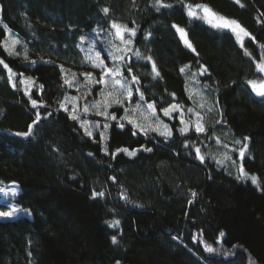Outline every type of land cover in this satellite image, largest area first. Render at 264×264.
<instances>
[{
  "label": "trees",
  "instance_id": "obj_1",
  "mask_svg": "<svg viewBox=\"0 0 264 264\" xmlns=\"http://www.w3.org/2000/svg\"><path fill=\"white\" fill-rule=\"evenodd\" d=\"M189 5L251 35L241 47ZM113 23L135 30L119 63L132 102L154 103L171 135L115 119L106 152L80 127L105 119L61 104L74 93L65 80L90 72L85 40L111 46ZM97 52L112 65L110 50ZM0 60V209L16 184L33 216L0 219V264H264V97L249 84L264 83V0H0ZM174 103L184 123L163 115Z\"/></svg>",
  "mask_w": 264,
  "mask_h": 264
},
{
  "label": "rangeland",
  "instance_id": "obj_2",
  "mask_svg": "<svg viewBox=\"0 0 264 264\" xmlns=\"http://www.w3.org/2000/svg\"><path fill=\"white\" fill-rule=\"evenodd\" d=\"M193 11L196 13V15L191 16L193 19L197 18L196 16L205 17L203 15L204 12L202 9L196 8ZM218 17L219 16L217 15L216 17H213L212 20L216 23L223 24L224 21L218 20L217 19ZM210 25H213V24L210 23ZM233 27H235V25H233ZM215 28H217V27H215ZM220 28L227 30V31H231L229 28H223V27H220ZM121 30L123 31L122 28H121ZM237 32H239V29H237ZM232 33L234 35H236L239 43L241 40L244 41L245 39L248 38V36H245L243 33H240L239 37L237 36L236 33H234V32H232ZM123 36H124V40H128V39L132 38L131 33L127 32V31L123 32ZM179 36L182 39L185 46H187L184 39L181 37L180 33H179ZM109 37L111 38L109 43H111V41H113L111 46H107L106 44L104 45L103 42L97 43V41H95L93 39L92 40L91 39L85 40V42H87L86 43L87 45H85L84 50H85V52H87L89 59H90L91 69H90L89 73L92 74V77H96L95 75H97L99 77V79L101 78V69L93 66L94 62H98L97 58H96V52H97L98 46H102V47L104 46L106 51H108V50L111 51L109 56H110L111 62L113 61V63L111 66H108L109 68H114L116 66L120 67V65H119L120 60L114 61L112 59L113 55L123 54L124 57H126L128 55L129 51H127V48L129 46V44H124L122 42L120 36L117 35V30L115 28H113V32L111 33V35ZM187 40L189 41L188 37H187ZM189 48H191L192 50L194 49L193 47H189ZM261 64H264V61H262ZM96 71H98V73ZM262 73L264 74V72H262ZM92 77H85L83 80L80 81V80L76 79L74 75L70 76L68 81L71 82L72 86L70 87L69 84H67V85L69 86V88H71L73 90L74 93L69 95V97L65 100L64 105L67 108L74 109L75 111H77L80 114H88L91 116L94 115V116H99L102 119H105L104 123H102V124L99 123V125H100L99 128L95 127V124L97 123L95 121H91L89 119H83L82 121H88V123L85 125V127L88 128V130L92 132V136H89V135L88 136L90 138L94 139L98 135V137L101 139L103 148L106 152H108L107 144L109 141V137H108L109 127L105 128L104 125L105 124L108 125L109 121L115 120V119H110V117L113 114L115 115L116 119H118V120L122 119V117L125 116V109H128V114H127L128 119L127 120L130 119L131 121L134 122V125L138 126L139 129H143V133H145V134L153 133V134L160 135L163 137L169 136V135H161V132L167 133L170 129L165 128L164 124L160 123V120L158 119L157 114H155V116L152 114V110L147 107L148 103L145 104L142 100H135V102L134 101L132 102L131 98L130 99L127 98V94L123 91V88H121L120 85H116L115 87L113 86V81H112V78L110 76L105 77V81L107 84V91L112 92L113 96H115L119 99H122L124 102H123V105L113 103L111 105V107H108L107 108V112H108L107 117H105L103 115H98L97 110L95 108H93L94 101H100L101 102L102 107L100 108V111H103L104 110V108H103L104 100L107 99L109 102H111L112 97H108L106 95L102 97L100 95V91H101V89L105 88V85L95 84L92 81ZM115 78L120 79V80H122V82L124 84H127V83H125L123 75L122 76L117 75ZM95 79L99 80L98 78H95ZM23 81H24V85L26 86L25 90L27 92H29V90L32 88V81H30L29 79H27V80L23 79ZM263 85H264V83H263ZM258 87H260V85ZM72 97H76L77 99L75 101H73L71 99ZM85 105L88 106V109H89L88 112L84 111ZM137 105H139L138 108L136 107ZM117 110H119L120 113ZM118 114H119V116H117ZM80 127H81V123H80ZM85 127H81L82 129H84V132H85ZM157 127H159V130H156ZM101 133H104L103 137L101 136ZM12 185L13 186H10L8 188L3 189L2 202H4L6 204V206H8V209H6V210L0 209V212H11L13 209H15L16 211L13 212L12 216H0V219L12 220V219H19L22 217L33 218L31 212L28 209L24 208L23 206L21 207L16 202V199L19 196V195L17 196V192L19 194L20 190H18V186L16 184H12ZM13 192L15 194H13Z\"/></svg>",
  "mask_w": 264,
  "mask_h": 264
},
{
  "label": "snow or ice",
  "instance_id": "obj_3",
  "mask_svg": "<svg viewBox=\"0 0 264 264\" xmlns=\"http://www.w3.org/2000/svg\"><path fill=\"white\" fill-rule=\"evenodd\" d=\"M158 2H159V0H158ZM236 3H240V0H236ZM161 6H162V7H170V5H163V4H161ZM188 7H189V12H188V14H189L190 16H194V15H196V13L192 10V6L189 5ZM197 7L202 8L203 12L205 13V17H204V18L207 19L209 23H212V24H213V27H217V28H220V27H223V28H229L232 32L236 33L238 37H239V34H240V33H243L245 36H250V35H251L250 33L247 32L246 29H244L242 26H240V25L238 24V22H236V21H229V20H227V19L224 18V17H218V18H217L218 20H223V21H224L223 24H220V23H216V22H214L212 19H209V16H211V17H216L217 14L214 13V12H212V10H211L210 8H208L206 5H198ZM158 10H159V9H158ZM108 11H109V9H107V8L104 9V12H105V13H107ZM233 25H235V27H233ZM112 27L115 28V29L117 30V35L120 36V38H121V40H122V42H123L124 44H131V43H132V40H131V39L124 40L123 32H124V31H127V32L131 33L132 36H135V30H134V29H127V28H124L123 31H122V30H121V26H120V25H117V24H115V23L112 24ZM174 27H176L177 31L181 34V37L184 39V41H185V43L187 44V46H188V47H192L190 41L187 40V36H186V33H185L184 29H183V28H180L179 26H176V25H174ZM237 29H239V32H237ZM253 39H254V38H253ZM240 43H241V47H243V41H242V40L240 41ZM193 50H194V49H193ZM10 54H11V53H10ZM245 54H249V53L247 52V50H245ZM136 55H137V57H139V56H140V53L137 52ZM96 58H97V61H98V62H94L93 66L96 67V68L101 69V78H100L99 80H96L95 77H92V74H91V73H85V74H83V75H84L85 77H92V81H93L95 84H103V85H105V88L101 89V91H100V95H101L102 97L105 96V95L108 96V97H112L111 102H109L107 99L104 100V103H103V108H104V110H103V111H100V108L102 107L100 101H94V103H93V108H95V109L97 110V114H98V115H103V116L107 117V116H108V112H107V108H108V107H111V105H112L113 103L123 105V102H124V101H123L122 99H119V98L113 96V93H112V92L107 91V84H106V81H105V77H106V76H110V77L112 78L113 86H114V87H115L116 85H120L121 88H123V91L127 94V98H128V99H130V98L132 97L133 92H132V88H131L130 85H128V84H124V83L122 82V80H120V79H116V78H115L117 75H121V76L123 75V74L121 73V71H120V67H119V66H116V67H114V68H109V67L104 63V60H103V59H100V53H99V52H96ZM112 59H113L114 61H115V60H124L125 57H124L123 54H120V55H113ZM147 59H148V60H151L152 58H151V57H147ZM2 63H3V61L0 60V64H2ZM33 63H35V62L33 61ZM4 67L7 68L8 65H7V64H4ZM61 68H62V66H61ZM257 69H258V71L264 72V64H258V65H257ZM62 70H63V68H62ZM9 71H11V69H9ZM127 71H128V72H131V71H132L131 67H128ZM152 71L155 73V76H159V72H158V70L156 69V66H155V63H154V62L152 63ZM180 71L183 72V71H184V68H181ZM204 71H206V69H205ZM201 74L203 75V72H202ZM73 75H75V74H73ZM154 78H155V77H154ZM131 79H132L133 82H138V77H136L135 75H133ZM65 83H66V84H69L70 87L72 86V85H71V82L68 81V80H65ZM249 84L252 86L253 91H255V92L257 93V95L264 96V85L258 87V86H257V83H256L255 81H249ZM15 86H16V85H15V83H14V84H13V87H15ZM42 87H43V86L41 85V89H42ZM137 91H138V90H137ZM26 94H29V93L26 91ZM173 95H174V94H173ZM140 96H141V98H143V93H142V92L140 93ZM29 98L31 99L30 94H29ZM189 98H191V96H189ZM71 99H72L73 101H75L77 98H76V97H72ZM31 103H32L33 107H36L37 104H38L37 100H34V99L31 100ZM61 107L64 108L65 111H68L67 107H66L64 104H61ZM136 107L138 108L139 105H137ZM147 107H148L149 109L152 110V114L155 116V112H156V110H155V105H154V103H150V104H148ZM201 107H203V105H201ZM88 110H89V109H88V106L85 105V107H84V111H85V112H88ZM73 111H75V110H73ZM174 111H180V114H181V115H180L181 123H184V120H183V110L181 109L180 105L174 103V104L170 105V107H168V108H163V109H162L163 115H164V116H167V117H169V118H172V113H173ZM188 111H193V110H192V109H189ZM127 114H128V109H125V116L122 117V119H128V115H127ZM196 115L199 117V113H196ZM37 117H38L37 120L33 122L34 125L39 123V113H37ZM72 119H74V120H79V116L73 114V115H72ZM110 119H116L115 115L113 114V115L110 117ZM87 123H88V121H82V122H81V127H85V125H86ZM129 123H133V124H134V122L131 121L130 119H129ZM160 123L162 124L163 122L160 121ZM99 126H100L99 123H96V124H95V127H96V128H99ZM134 126H135V125H134ZM30 127H31V126H30ZM104 127L107 128L108 125L105 124ZM120 127H123V124H121ZM164 127L167 128V125H164ZM195 129H196L197 132H203V131H205V129L203 128V126H202L199 122L196 123V125H195ZM141 130L143 131V129H141ZM156 130H159V127H157ZM186 131H187V125H185V127L180 128V132H181V133H184V132H186ZM85 132H86L87 135L92 136V132L89 131L88 128H86V127H85ZM17 135H29V133H24V134L17 133ZM103 135H104V133H101V136H102V137H103ZM161 135H171V131L169 130L167 133H165V132H161ZM245 139H247V138H245ZM236 143H237V144H240L241 141H236ZM147 150H148V151H151V149H147ZM246 150H247V144H244L243 148H242V149L240 150V152H239V155H240V158H241V159H243ZM118 151H119V150H118ZM122 151L127 152V154H128L129 156H133V155H135V152H134V151H128L127 149H123ZM196 152H197L198 157H199L201 160H203L204 157L201 156V155H199V154H200V149H199V148L196 149ZM240 171H241V173H243L245 176L248 175L247 173H244V169H243L242 166H241V168H240ZM249 178L251 179V182H252L253 184H258L257 178H256L255 176H251V177H249ZM13 194H15V193L13 192ZM103 195H104V193H102V192H101V193H95V192L93 193V196H94V197H95V196H103ZM192 195H193V197H195L196 193L193 192ZM15 211H16V210L13 209L11 212H0V216H12V215H13V212H15ZM118 224H119V221H115V223H114L112 226L115 227V226L118 225ZM220 235H221V237H222L224 234L221 233ZM112 242H113V243H116V237H115V236L112 237ZM207 250H208L209 252L213 251V249L210 248V247H208Z\"/></svg>",
  "mask_w": 264,
  "mask_h": 264
},
{
  "label": "water",
  "instance_id": "obj_4",
  "mask_svg": "<svg viewBox=\"0 0 264 264\" xmlns=\"http://www.w3.org/2000/svg\"><path fill=\"white\" fill-rule=\"evenodd\" d=\"M204 15H205V13H204ZM209 19H213V17H211V16H209ZM256 93V92H255ZM257 94V93H256ZM258 96H260V95H258ZM260 97H264V96H260Z\"/></svg>",
  "mask_w": 264,
  "mask_h": 264
}]
</instances>
